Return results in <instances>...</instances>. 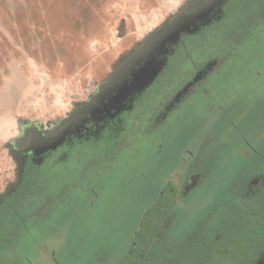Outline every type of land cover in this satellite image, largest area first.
I'll return each instance as SVG.
<instances>
[{
    "label": "rangeland",
    "instance_id": "obj_1",
    "mask_svg": "<svg viewBox=\"0 0 264 264\" xmlns=\"http://www.w3.org/2000/svg\"><path fill=\"white\" fill-rule=\"evenodd\" d=\"M185 2L0 0V195L16 178V149L33 128L76 114L118 68L152 44L161 23L168 30L185 15ZM261 32L253 30L248 57L241 68L236 63L242 74L210 77L206 91L160 122L137 119L129 148L116 145L99 163L112 168L58 175L50 216L38 220L35 233L18 238V261L134 264L158 235L178 238L210 213L226 214L233 228L248 204L263 202L237 205L233 199L240 191L246 196L240 187L264 157V73L256 74L263 70ZM133 47L131 57L112 66ZM101 66H112L105 82L97 73ZM190 174L195 182L186 189ZM255 248H247V258Z\"/></svg>",
    "mask_w": 264,
    "mask_h": 264
},
{
    "label": "flooded vegetation",
    "instance_id": "obj_2",
    "mask_svg": "<svg viewBox=\"0 0 264 264\" xmlns=\"http://www.w3.org/2000/svg\"><path fill=\"white\" fill-rule=\"evenodd\" d=\"M234 2L186 0L189 10L185 15L168 30H164L161 23L152 34L155 35L152 44L132 56L123 68H118L76 114L64 123L55 121L33 128L32 134L16 149V178L0 195V264H21L14 254L20 246L17 240L35 233L39 219L49 218L47 209L57 195L54 184L58 175L67 178L72 170L90 166L112 168L113 163L108 166L99 163L107 154L117 151L116 145L122 147L120 150L129 148L131 125L137 119L145 123L160 122L171 110L184 103L190 104L189 98L194 93L206 91L209 85L205 83L210 77L221 72L231 76L232 72L242 74L245 71L235 69L232 58L236 55L231 58L233 54L228 52L221 59L222 55L206 54L198 42L210 40L208 34H214L228 23ZM241 7L244 9V5ZM259 18L256 26H264L262 12ZM246 39H239V50L247 44ZM222 40L226 44L232 38ZM225 59L226 68L221 69ZM262 72L257 70L256 74L260 76ZM137 114L145 115L142 118ZM195 177V174L188 176L184 183L186 189L194 184ZM243 187L246 196L240 191L233 198L238 205L253 199L264 200V157L259 170L242 183L240 190ZM231 233L226 214L216 217L210 213L178 238L166 239L158 235L154 245L142 256L143 260L134 264H264V245L248 262V246L230 245Z\"/></svg>",
    "mask_w": 264,
    "mask_h": 264
},
{
    "label": "trees",
    "instance_id": "obj_3",
    "mask_svg": "<svg viewBox=\"0 0 264 264\" xmlns=\"http://www.w3.org/2000/svg\"><path fill=\"white\" fill-rule=\"evenodd\" d=\"M261 2L264 4V0H235L234 8L230 13L229 21L227 24H223L218 30H216L213 33H210L207 35V37L210 40H200L198 41L200 46L204 48L206 51V54H212V55H222L221 59L224 58V54H227L228 52H231L233 55L232 58L233 63H238L237 68L240 67L241 60L248 57V48H249V42H253L255 40L253 36V30L257 29V31H262L261 33H264V26H261L260 24L256 26V21L261 20L259 18V14L262 12L264 16V10L261 8ZM244 5V9L241 7ZM260 9V10H257ZM246 9V10H245ZM260 11V12H259ZM258 23V22H257ZM255 24V25H254ZM232 38V40H229L226 44L222 38ZM240 38H247V44L242 48V50H239V40ZM248 46V48H247ZM226 47V48H225ZM202 50V51H204ZM238 52V54H237ZM243 53L242 57H240V54ZM261 60H259L262 64L263 72L264 73V55L261 54ZM227 59V58H226ZM223 60V66H221V69H225V65L227 61ZM226 61V62H225ZM241 68V67H240ZM257 71V70H256ZM262 75V74H261ZM264 76V75H263ZM253 79H259L258 77H253ZM236 196V195H234ZM234 198V197H233ZM254 200V199H253ZM252 202V201H251ZM248 203V202H247ZM246 203V204H247ZM250 203V202H249ZM238 205V204H237ZM240 205V204H239ZM249 208H247V211L244 212L243 217H238V220L236 221V226L231 228V225L229 224L230 228L232 229L231 233L232 241L236 244L232 245H243L248 246V248H254L257 247L259 250L264 245V201L263 202H252L248 204ZM230 212L233 211L234 207L230 205ZM261 216H259L260 214ZM249 224H255L258 226H262L263 230H258L257 228H253ZM160 238V237H159ZM163 239V238H161ZM253 239V240H252ZM159 239H157V242ZM1 241V239H0ZM257 241H259L257 243ZM257 243V244H256ZM258 251H256L252 256H249L248 262H250L253 258H255ZM1 248H0V263L2 261L1 259Z\"/></svg>",
    "mask_w": 264,
    "mask_h": 264
},
{
    "label": "crops",
    "instance_id": "obj_4",
    "mask_svg": "<svg viewBox=\"0 0 264 264\" xmlns=\"http://www.w3.org/2000/svg\"><path fill=\"white\" fill-rule=\"evenodd\" d=\"M131 53H134V47L128 48L126 51H122L119 54V56L116 58V61H115V63L112 64V66L114 67V65H119V63H121L120 61L123 58L131 57ZM112 66H110V68H108L107 66L99 67V70H97V73L99 72L98 74H100V76H101V80H102L101 82H104L103 79L108 78L109 73L112 71V69H111Z\"/></svg>",
    "mask_w": 264,
    "mask_h": 264
},
{
    "label": "water",
    "instance_id": "obj_5",
    "mask_svg": "<svg viewBox=\"0 0 264 264\" xmlns=\"http://www.w3.org/2000/svg\"><path fill=\"white\" fill-rule=\"evenodd\" d=\"M161 42L163 41V40H160Z\"/></svg>",
    "mask_w": 264,
    "mask_h": 264
}]
</instances>
